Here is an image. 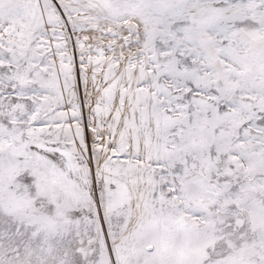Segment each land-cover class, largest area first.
Listing matches in <instances>:
<instances>
[{"label": "snow or ice", "instance_id": "snow-or-ice-1", "mask_svg": "<svg viewBox=\"0 0 264 264\" xmlns=\"http://www.w3.org/2000/svg\"><path fill=\"white\" fill-rule=\"evenodd\" d=\"M0 264H264V0H0Z\"/></svg>", "mask_w": 264, "mask_h": 264}]
</instances>
